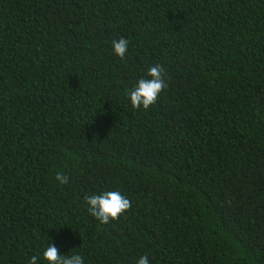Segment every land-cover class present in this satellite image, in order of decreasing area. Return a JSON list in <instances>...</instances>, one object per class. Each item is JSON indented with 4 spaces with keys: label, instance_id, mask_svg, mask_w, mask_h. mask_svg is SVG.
<instances>
[{
    "label": "trees",
    "instance_id": "trees-1",
    "mask_svg": "<svg viewBox=\"0 0 264 264\" xmlns=\"http://www.w3.org/2000/svg\"><path fill=\"white\" fill-rule=\"evenodd\" d=\"M157 64L168 87L134 108ZM104 191L131 201L108 224L86 201ZM49 244L264 264V0H0V264Z\"/></svg>",
    "mask_w": 264,
    "mask_h": 264
},
{
    "label": "clouds",
    "instance_id": "clouds-1",
    "mask_svg": "<svg viewBox=\"0 0 264 264\" xmlns=\"http://www.w3.org/2000/svg\"><path fill=\"white\" fill-rule=\"evenodd\" d=\"M129 41L123 37L112 41V46L116 55L124 59L128 52ZM148 78H140L135 87L130 91V100L134 108L141 106L147 110L154 105L168 84L165 81V69L157 64L148 69ZM56 179L61 184H67L69 177L62 172L57 173ZM89 205L88 212L103 224H108L111 220H118L131 209V201L123 196L119 191H104L86 197ZM44 259L48 264H84V259L79 254L72 256L61 255L59 249L54 244H49L43 252ZM29 264H38V257L32 256ZM137 264H149L148 257L141 256Z\"/></svg>",
    "mask_w": 264,
    "mask_h": 264
}]
</instances>
